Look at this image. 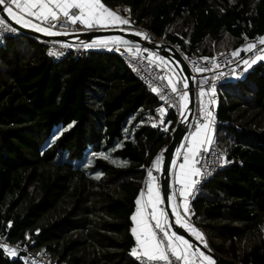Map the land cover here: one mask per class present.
I'll return each mask as SVG.
<instances>
[{"label": "trees", "instance_id": "1", "mask_svg": "<svg viewBox=\"0 0 264 264\" xmlns=\"http://www.w3.org/2000/svg\"><path fill=\"white\" fill-rule=\"evenodd\" d=\"M101 2L126 10L129 34L141 28L152 36L141 39L185 55L264 37V0ZM84 44L85 56L59 62L28 36L0 44V236L59 263L136 264V200L176 122L154 115L153 96L116 53ZM217 92L213 142L228 165L192 202L193 226L214 254L264 264V61ZM0 264L33 263L0 251Z\"/></svg>", "mask_w": 264, "mask_h": 264}, {"label": "built area", "instance_id": "2", "mask_svg": "<svg viewBox=\"0 0 264 264\" xmlns=\"http://www.w3.org/2000/svg\"><path fill=\"white\" fill-rule=\"evenodd\" d=\"M13 10L17 11L14 6ZM69 13L70 15L75 16L78 14V10L72 8L69 10ZM65 19L66 18L62 14H60L59 19L43 23V26L45 28H48L49 30L67 33V36L63 37V41H65V44L61 43L60 40L55 37L37 39L32 36L25 35L19 30H16L15 28L8 25L7 23L5 24L8 26V28L15 29V31L6 30L5 28L0 27V44H2L8 38L28 36L40 41L43 46L46 47V55L48 56V58L54 61L59 62L63 59L82 58L86 55L85 52L78 47L72 46V44L86 43L84 42V39L79 36V34L101 31V29L98 25L88 27L79 22L77 24H72L71 22L65 23ZM122 19L128 21L126 25H131V19L129 15L122 16ZM0 20H3L1 16ZM51 24H55L56 27H51ZM135 30L142 33L146 39L152 38L150 33L141 28L136 27ZM260 38L246 40L234 50L227 52H217L210 57L185 55L182 53L179 45H171L182 56L184 62L191 72L194 101L192 108L190 109L188 103L185 110H183V102L180 100V95L185 91L188 92V89L184 87V82H187L185 76L181 74L180 76H174L173 73L170 72V69L158 65L155 61L154 55L145 54L144 47L142 45L137 46L129 44L123 47L109 46L105 48V50L107 51L116 53L124 66L129 69L134 79L138 81L145 88V90L153 96L155 100V105L153 107L154 115L165 123L166 128L171 126L172 121L170 117L173 116L175 118V127L171 131L170 137L173 136L176 126L181 124L185 129L184 144H190L191 146L193 144L191 138H193V134L196 132V129L200 128V126L204 124H208L210 127L211 131L209 132V137L211 138V143L197 144L195 146L196 154L192 157V166L200 169V175L192 176L190 182L191 187L188 189L186 196H182L180 194L181 189L183 188L182 186L177 185L175 187L176 201L178 205L181 206L179 214L183 218L184 222L191 225V227L193 226L194 216L192 202L196 199L204 185L213 177H215L223 167L228 165L225 155L213 142L215 125L214 111L219 100L217 90L223 85L242 80L246 75L248 69L253 64L264 61V59H256L257 56H264V44L260 43ZM249 44L253 45V48L251 50H248ZM233 52H237L238 54L234 56ZM204 58L208 59L206 60ZM245 60H247L249 63L245 64L243 62ZM253 60H256V62L252 63ZM171 63L176 68H179V64L175 59H172ZM197 67L207 70L198 72L196 70ZM169 80H172V82L177 87L178 92H172ZM153 88H156L157 92H153ZM201 92H203V95H201ZM162 96L164 97V99H161ZM161 107L165 109V114L163 117H161L158 112V109ZM209 112L212 114L211 117L207 115V113ZM188 117H190L189 122H187ZM205 149L207 150L205 151ZM182 162H184L183 154L178 159V163ZM150 170L152 171V175L155 178L153 181L155 188L160 192L161 202L157 206L159 210H163L164 205L161 195L163 181L161 176V169L157 170V168H153V162L148 166L147 173L143 179V197L145 198V195L148 193V172ZM184 203H186L188 206L187 212L183 207ZM146 210L148 214L149 224L152 226L153 231L156 232L157 237L162 238L163 233L160 232L159 229L155 228V221L151 220V207H147ZM172 224L175 227L180 228V224L177 223V220H173V218ZM164 227L165 230L170 233V226L164 224ZM164 242L165 244L167 243L166 240ZM5 246L15 252V255L10 256H17L19 252H23L25 253L27 260H29L33 264H66L57 262L52 255L47 253L45 248L30 250L16 245L11 246L3 236H0V251L9 255V253L5 251ZM135 247H137L136 238L134 240L133 246L131 247L130 253ZM201 253L203 252L200 250L196 252V259L203 261L204 259L200 255ZM168 255L170 260H174V258L171 257L170 253ZM204 256L206 255L204 254ZM132 258L136 264H145L143 260L138 259L137 257L132 256ZM189 259L192 264H198L195 260L192 261L191 256H189ZM151 264H167V262L154 261L151 262ZM175 264H182V262L177 261L175 262Z\"/></svg>", "mask_w": 264, "mask_h": 264}, {"label": "snow or ice", "instance_id": "3", "mask_svg": "<svg viewBox=\"0 0 264 264\" xmlns=\"http://www.w3.org/2000/svg\"><path fill=\"white\" fill-rule=\"evenodd\" d=\"M13 6L17 11L13 10ZM0 8L3 9L4 12L7 13L8 17L15 21L17 24H21L24 27H32L36 31L44 32L46 35H60L59 32L49 31L48 28L40 27L37 24L32 23L31 20L26 19V17H32L35 20H39L41 23L55 21L59 19V15L62 14L66 19V22H71L72 24L82 23L85 26L91 27L94 23L99 24L102 21L107 22L108 18H111V22H119L121 24H127L128 21L121 19L114 12L108 10L102 3L101 0H0ZM75 8L78 10V14L75 16L70 15L69 10ZM51 27H56L55 24H51ZM0 27L5 28L6 30L15 31V29L8 28L3 20H0ZM140 35V33H136ZM260 43L264 44V37L260 38ZM86 47L88 45H85ZM253 45H248V50H251ZM53 54V53H50ZM237 52H233V55H237ZM208 59V58H204ZM257 60L264 59V56H257ZM245 64L249 62L247 60L243 61ZM256 60H253L252 63H255ZM250 66V65H249ZM199 71H205L207 69L197 67L196 69ZM169 84L171 85V90L173 93L178 92L177 87L169 80ZM184 87L187 88L188 84L185 81ZM153 92H157L156 88L152 89ZM203 95V92H201ZM161 99H164L162 96ZM180 100L184 102V106H187L188 101V92H183L180 95ZM158 112L161 117L165 114V109L163 107L158 109ZM209 117H211V113H207ZM163 122V121H162ZM156 125L153 124V127ZM208 127L207 124L201 126V128H197L196 132L193 134V146L189 148L188 153L184 156V163L180 165V172L176 176V182L184 184V187L181 189L180 194L185 196L188 189L191 185L185 183L187 177L189 175L197 176L200 175V169L193 167V161L190 158L191 156H195L196 144L203 143H211L210 137H205L203 141L198 140L200 136L201 129L206 130ZM207 149H205L206 151ZM160 160L157 158L153 163V168L159 169ZM148 201L146 203L142 202L143 192L141 193V197L136 200V204L138 205L136 213L132 216V220L136 223V227L132 229V233L136 238L137 247L132 249L131 255L141 259L145 262V264H151L154 261H165L167 264H175V262H182V264H192L189 259L188 249L192 247L187 240L183 237L172 233H169L165 230L163 219L165 213L163 211L158 210L157 205L161 202L160 192L155 188L153 183L154 177L152 175V171L148 172ZM169 201L173 199V197H167ZM151 207V220L155 221V228L159 229L160 232L163 233L162 238H158L155 231H153L152 226L148 222V217L145 214V209L147 207ZM185 211L187 212V204H183ZM174 211H176L174 209ZM176 220L182 227L187 228V230L194 235L197 239H203L201 233H199L195 228L191 227V225L184 222L183 218L180 214L176 213ZM167 241L165 244L164 241ZM183 248V251L181 249ZM5 251L9 253V255H15V252L8 249L5 246ZM174 258V260H170L169 255ZM204 260L208 262V264H215L211 258L204 256L203 253L200 254Z\"/></svg>", "mask_w": 264, "mask_h": 264}, {"label": "water", "instance_id": "4", "mask_svg": "<svg viewBox=\"0 0 264 264\" xmlns=\"http://www.w3.org/2000/svg\"><path fill=\"white\" fill-rule=\"evenodd\" d=\"M0 16L5 21V23L15 28L16 30H19L25 35H29L37 39L47 38L38 33L32 32L30 30H26L22 28L21 26L17 25L16 23H14L12 20L9 19V17L3 11L2 8H0ZM79 36L82 39H84V42H88L94 38L119 36L125 39L133 40L134 42H137L138 44L142 45L145 49L156 51L159 54H161V56L167 58L171 62H172V59H175L179 64V68H177L179 74L185 76L188 82L187 89H188V97H189V106H190V109L192 108L193 101H194V91H193V83L191 81V72L188 66L186 65V63L184 62L182 56L171 45L150 44L147 41L141 39L137 35L125 34L119 30L94 31V32L79 34ZM189 120H190V117L187 118V122H189ZM184 135H185L184 127L181 124L177 125L172 138L170 139L169 143L165 147V150L163 151V154H162L163 158H162V166H161V176H162V181H163V187H162L161 195H162L165 212L167 216L170 218V227L171 229L176 231L178 234H180L182 237L186 238L187 241L191 242L194 246L199 248V250L202 251L205 255L212 258L215 264H234L214 254L213 252L208 250L205 246L201 245L194 238H192L184 229L177 228L172 224V215H171L170 208H169V200L167 199V197H169L170 167H171L174 153L176 149L179 147V145L181 144ZM25 256H26L25 253L21 252L20 254L17 255V259L21 257H25Z\"/></svg>", "mask_w": 264, "mask_h": 264}, {"label": "crops", "instance_id": "5", "mask_svg": "<svg viewBox=\"0 0 264 264\" xmlns=\"http://www.w3.org/2000/svg\"><path fill=\"white\" fill-rule=\"evenodd\" d=\"M102 3V2H101ZM106 7V6H105ZM107 8V7H106ZM108 10H110V11H112V12H114L116 15H118L121 19H122V15L118 12V11H116L115 9L114 10H112V9H109V8H107ZM6 13V12H5ZM8 16V15H7ZM9 19L10 20H12L10 17H9ZM26 19H28V20H31L32 21V23H35V24H37V25H39V26H41V27H44L43 26V23H41L39 20H35V19H33L32 17H26ZM14 23H15V21L14 20H12ZM17 24V23H16ZM17 25H19V26H21L22 28H24V29H26V30H30V31H32V32H35V33H38L37 31H34L31 27H24V26H22L21 24H17ZM95 25H98L99 26V28L101 29V30H119V31H121V32H123V33H125V34H129V32H131V30H130V26L129 25H126V24H121V23H119L118 21L117 22H111V18H108L107 19V22H101V23H99V24H93L91 27H93V26H95ZM45 28V27H44ZM49 31H52V32H58V31H53V30H49ZM59 33H61L60 35H50V36H45V35H42V36H44V37H57V38H59V40H60V42L61 43H64L65 44V41H63V37H65V36H67V33H64V32H59ZM39 34V33H38ZM41 35V34H40ZM122 38V37H121ZM125 39V38H124ZM88 42H90V41H88ZM86 44H88L87 42L84 44V45H86ZM117 43H115V42H112V43H109V44H105L104 45V48L103 49H105L106 47H109V46H118V47H123V46H127V45H129L128 43H126V44H117ZM155 45H158V44H155ZM72 46H75V47H77L76 46V44H72ZM106 46V47H105ZM97 47H92V46H89L87 49H85V47H83V49L84 50H90V49H96ZM145 51V53L146 54H149V55H154V53H158V52H156V51H153V50H149V49H145L144 50ZM166 68V67H165ZM178 71V70H177ZM178 76H180V74H179V72H178ZM189 103V97H188V101H187V104ZM208 125V124H207ZM200 128H201V126H200ZM211 130H210V127H209V125H208V127H207V129L206 130H204V129H201V133H200V136L198 137V140H201V141H203L204 139H205V137L207 136V137H209V132H210ZM192 139V142H193V138H191ZM199 144V143H198ZM197 145V144H196ZM195 145V146H196ZM193 146V144L190 146V144H183V148H182V150H181V154L178 156V159H179V157L183 154L184 156H185V154H189L188 153V150H189V148L190 147H192ZM190 155V154H189ZM192 157L193 156H191L190 158L192 159ZM178 159H177V163L175 164V166H174V169H173V172L170 174V182H169V185H170V183L172 184V186H173V194H174V196H175V187L177 186V185H180V186H182V187H184V184H181V183H177L176 182V176H177V174L180 172V165L182 164V163H184V162H182V163H178ZM192 176L193 175H189L188 177H187V179H186V181H185V183H187V184H189L190 185V182H191V178H192ZM187 195V194H186ZM185 195V196H186ZM174 199H175V202H176V206H177V212L179 213V210L181 209V206L180 205H178V203H177V201H176V197H174ZM148 201V193L145 195V198L144 197H142V202H144V203H146ZM185 204V203H184ZM137 208H138V205H137V207H136V211H137ZM157 208H158V206H157ZM169 208H170V212H171V215H172V218H173V220H176V211L174 212L173 210H172V208H171V205L169 204ZM159 210V209H158ZM136 211H135V213H136ZM160 211H163L164 213H165V216H164V219H163V223L164 224H166V225H169L170 226V218L167 216V214H166V212H165V209H163V210H160ZM134 213V214H135ZM145 214H146V216L148 217V214H147V210L145 209ZM133 221V220H132ZM169 223H168V222ZM134 227H136V223L133 221V227H132V229L134 228ZM193 227V226H192ZM183 228H185V227H182L181 225H180V229H183ZM185 230V229H184ZM186 231V230H185ZM187 232V231H186ZM172 233H175L176 235H178V236H181L180 234H178L176 231H174L173 229H171V227H170V233H169V235H171ZM131 234L133 235V233L131 232ZM189 234V233H188ZM192 238H194L191 234H189ZM134 236V235H133ZM182 237V236H181ZM184 238V237H183ZM185 240H186V238H184ZM196 241H197V239L196 238H194ZM134 240H135V236H134ZM189 242V241H188ZM198 242V241H197ZM204 243V242H203ZM189 244L190 245H192V247L191 248H189L188 249V255L189 256H191V258H192V261L193 260H195L198 264H208V262L206 261V260H203V261H200V260H197L196 259V252L199 250V248H197L196 246H194L191 242H189ZM203 245V244H202ZM206 244L204 243V245L203 246H205ZM206 247V246H205ZM207 248V247H206ZM208 249V248H207ZM208 250H210V249H208ZM181 251H183V248L181 249ZM207 256V255H206ZM209 257V256H208ZM212 259V258H211ZM213 260V259H212Z\"/></svg>", "mask_w": 264, "mask_h": 264}, {"label": "rangeland", "instance_id": "6", "mask_svg": "<svg viewBox=\"0 0 264 264\" xmlns=\"http://www.w3.org/2000/svg\"><path fill=\"white\" fill-rule=\"evenodd\" d=\"M115 10L118 11L122 16L129 15L123 7L122 8L117 7ZM32 29L34 31H36L34 28H32ZM37 32L39 34H41V35L50 36V35H46L44 32H40V31H37ZM112 42H115V43L121 44V45L127 43L126 41L122 40V38H120L119 36H108V37H100V38L91 39L90 42H88V44H86V45H88L87 47L85 45H82V47H85V49H87L89 46H92V47H97L98 49H103L105 44H109V43H112ZM158 45H162V44H158ZM220 52H224V51H220ZM154 57H155V61H156V63L158 65H161L162 67H166V68L170 69V72H172L174 76H177L178 75L177 68L171 63L170 60H168L167 58L161 56V54H159V53H154ZM182 107H183V110H185L187 108V106L186 107L184 106V102L182 104ZM184 141H185V139H183V141L181 142V144L179 145V147L176 149V151L174 153V157H173V160H172V163H171V167H170V174L173 172L174 166L177 163L178 156L181 154V150L183 148ZM157 158H159V160H160L159 169H161V166H162V157L157 156L152 162L154 163V161H156ZM169 194H170L171 197H173V199L170 201L171 208H172L173 211L175 209L176 212L175 211L174 212L177 213V206H176V202H175V199H174L175 196L173 194V186H172L171 183L169 185ZM193 228H195L199 233H201V235L203 237L202 240L201 239H197L194 235H192L187 230V228H183V229H185L187 231V233L191 234L194 238H196L197 241L201 245L202 244L204 245V243L206 244V241H205V238H204L203 233L201 231H199L195 226H193ZM19 254H20V252H19Z\"/></svg>", "mask_w": 264, "mask_h": 264}, {"label": "clouds", "instance_id": "7", "mask_svg": "<svg viewBox=\"0 0 264 264\" xmlns=\"http://www.w3.org/2000/svg\"><path fill=\"white\" fill-rule=\"evenodd\" d=\"M145 41H146V40H145ZM144 50H145V48H144ZM171 138H172V137H171ZM183 139H185V135H184ZM183 139H182V141H183ZM184 142H185V141H184ZM166 146H167V145H166ZM166 146H165V147H166ZM164 150H165V149H164ZM173 157H174V156H173ZM162 158H163V156H162Z\"/></svg>", "mask_w": 264, "mask_h": 264}]
</instances>
